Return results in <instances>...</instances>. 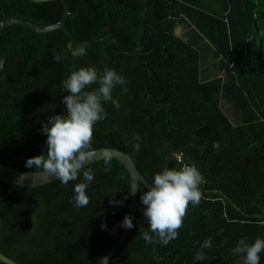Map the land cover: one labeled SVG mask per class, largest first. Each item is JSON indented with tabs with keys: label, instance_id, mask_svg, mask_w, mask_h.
Listing matches in <instances>:
<instances>
[{
	"label": "trees",
	"instance_id": "trees-1",
	"mask_svg": "<svg viewBox=\"0 0 264 264\" xmlns=\"http://www.w3.org/2000/svg\"><path fill=\"white\" fill-rule=\"evenodd\" d=\"M65 1L64 29L0 31V164L39 172L26 161L46 153L49 119L66 115L63 82L81 68L94 67L98 78L114 69L126 84L102 100L107 119L94 125L92 149L127 153L151 186L168 153L181 149L168 168L194 163L202 198L164 246L143 215L148 189L139 183L134 226L107 264H244L232 249L264 240V0ZM61 16L57 1L0 0V23L50 26ZM86 42L87 54L72 56ZM104 161L84 169L94 172L86 207L72 200L83 170L67 185L0 183V253L17 264H99L122 231L130 194L125 168ZM259 256L264 264V250Z\"/></svg>",
	"mask_w": 264,
	"mask_h": 264
},
{
	"label": "clouds",
	"instance_id": "clouds-1",
	"mask_svg": "<svg viewBox=\"0 0 264 264\" xmlns=\"http://www.w3.org/2000/svg\"><path fill=\"white\" fill-rule=\"evenodd\" d=\"M72 56L82 57L86 55V48L78 46L72 51ZM56 62L63 57L54 54ZM5 60L0 59V71L4 69ZM99 84L95 91H86L93 84ZM126 79L114 69H105L103 76L98 78L94 67L81 68L72 72L63 82V88L70 94L65 96L63 103L66 105V115L52 116L48 123L43 126L42 134L47 136L46 153L26 161V167L35 166L39 173L56 177L62 184L67 185L70 181L78 179V174H83L85 182L74 187L76 195L72 198L76 207H86L90 198L86 189L94 179L93 170L85 165L93 159L95 150L93 142V128L98 121L107 119V113L102 106L103 101L112 98V91L117 85H125ZM127 93L126 87L122 88ZM115 107L119 109V104ZM50 125V127H49ZM135 143L133 150H140V136L134 135ZM213 147L219 149L218 142ZM111 157L105 159V164L110 163ZM109 170L106 168V171ZM202 181L201 174L194 163L185 164L180 170L165 168L162 173L154 176V182L150 190L141 196L142 204L146 206L143 215L148 220V227L152 233L159 237V242L167 246L170 241L178 238V230L183 226L184 217L187 214L189 204L199 205L202 193L199 185ZM135 190L130 194H135ZM127 199V197H125ZM110 203H115L110 201ZM132 219L124 218L122 227L131 229ZM106 227V226H102ZM141 236L146 244L154 243L149 231H141ZM212 247L209 238L201 244L200 251L196 253V259H205L204 249ZM264 250V240L256 239L251 246L244 239L239 241L237 247L232 249L233 255L245 254L244 264H260L259 253Z\"/></svg>",
	"mask_w": 264,
	"mask_h": 264
},
{
	"label": "water",
	"instance_id": "water-1",
	"mask_svg": "<svg viewBox=\"0 0 264 264\" xmlns=\"http://www.w3.org/2000/svg\"><path fill=\"white\" fill-rule=\"evenodd\" d=\"M30 1L35 3H42L48 1L59 2L62 6V16L60 20L56 24L50 26H40L20 19L10 18L0 23V31L12 25L22 26L37 33H45V32L47 33L56 29H64V22L66 20V17L70 14L68 5L65 0H30ZM87 43L88 42L80 44L78 46H85ZM180 151L181 149H177L168 153L164 161V167L162 172L165 170V168L166 169L168 168L170 161L174 159L176 155L180 153ZM107 157H111V159L116 160L125 168L129 176L130 191L132 190V188L133 190H135V188H138V190L135 192L134 195L129 194L127 216L130 217L133 222V218L137 208L139 183H141L148 190H150L152 186L137 171L130 156L127 153L118 150L109 149V148L96 149L93 159L89 162L88 165H85V167L93 163H96L98 161L105 160ZM57 180L59 179L56 177L49 176L47 174H42L39 172L22 171L19 168H10L0 164V183L19 186V187H39L55 182ZM129 231L130 229L122 227V231L120 235L117 237V239L112 244V246L107 251V253L104 255V257L102 258L99 264H107L109 262V260L117 252L119 247L127 238ZM0 261L4 264H17L13 260L2 255L1 253H0Z\"/></svg>",
	"mask_w": 264,
	"mask_h": 264
}]
</instances>
